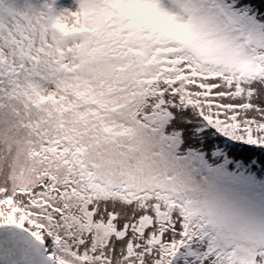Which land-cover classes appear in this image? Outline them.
Listing matches in <instances>:
<instances>
[{"label":"snow or ice","instance_id":"6c2138e0","mask_svg":"<svg viewBox=\"0 0 264 264\" xmlns=\"http://www.w3.org/2000/svg\"><path fill=\"white\" fill-rule=\"evenodd\" d=\"M0 264H264V0H0Z\"/></svg>","mask_w":264,"mask_h":264}]
</instances>
